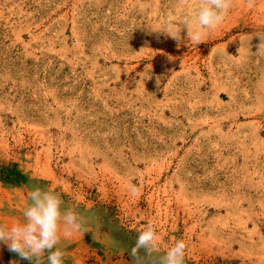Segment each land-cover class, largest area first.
Instances as JSON below:
<instances>
[{
	"label": "rangeland",
	"instance_id": "obj_1",
	"mask_svg": "<svg viewBox=\"0 0 264 264\" xmlns=\"http://www.w3.org/2000/svg\"><path fill=\"white\" fill-rule=\"evenodd\" d=\"M199 6L0 0V224L39 185L88 220L65 264H135L149 223L185 264H264V0L196 45ZM13 262L31 264L0 243Z\"/></svg>",
	"mask_w": 264,
	"mask_h": 264
},
{
	"label": "clouds",
	"instance_id": "obj_2",
	"mask_svg": "<svg viewBox=\"0 0 264 264\" xmlns=\"http://www.w3.org/2000/svg\"><path fill=\"white\" fill-rule=\"evenodd\" d=\"M246 2L249 7L256 6V0ZM182 3L187 6L190 0H182ZM233 5L234 0H200L195 17L185 21L187 38L196 45L201 44L207 33L224 23ZM158 32L180 40L181 29L174 30L172 25ZM262 45L264 40H261ZM128 190L135 197L141 188L129 182ZM27 199L29 202L23 209L21 222L11 227L0 224V243L31 264H42L46 254L47 264H65L68 253L61 246L62 237L68 239L74 234L88 232L87 218L66 204L60 192L39 185L29 188ZM160 240L154 224H147L130 251L135 264H185L187 244L184 240H177L164 254H161Z\"/></svg>",
	"mask_w": 264,
	"mask_h": 264
}]
</instances>
